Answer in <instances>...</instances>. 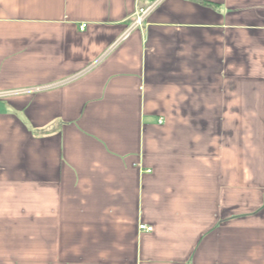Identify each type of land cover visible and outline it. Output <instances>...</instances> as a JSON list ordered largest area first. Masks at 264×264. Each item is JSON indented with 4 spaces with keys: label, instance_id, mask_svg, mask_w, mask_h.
Segmentation results:
<instances>
[{
    "label": "crops",
    "instance_id": "crops-1",
    "mask_svg": "<svg viewBox=\"0 0 264 264\" xmlns=\"http://www.w3.org/2000/svg\"><path fill=\"white\" fill-rule=\"evenodd\" d=\"M147 1L0 0V264H264V0Z\"/></svg>",
    "mask_w": 264,
    "mask_h": 264
},
{
    "label": "built area",
    "instance_id": "built-area-1",
    "mask_svg": "<svg viewBox=\"0 0 264 264\" xmlns=\"http://www.w3.org/2000/svg\"><path fill=\"white\" fill-rule=\"evenodd\" d=\"M159 0L147 1V5L141 6L137 12V18L135 21V26L140 25L143 20L148 16V14L157 6ZM85 25L81 26V30H84ZM139 229L146 232H152L153 228L145 224H140Z\"/></svg>",
    "mask_w": 264,
    "mask_h": 264
},
{
    "label": "trees",
    "instance_id": "trees-1",
    "mask_svg": "<svg viewBox=\"0 0 264 264\" xmlns=\"http://www.w3.org/2000/svg\"><path fill=\"white\" fill-rule=\"evenodd\" d=\"M204 3H206V4H212V3H210V2H207V1H203Z\"/></svg>",
    "mask_w": 264,
    "mask_h": 264
},
{
    "label": "water",
    "instance_id": "water-1",
    "mask_svg": "<svg viewBox=\"0 0 264 264\" xmlns=\"http://www.w3.org/2000/svg\"><path fill=\"white\" fill-rule=\"evenodd\" d=\"M148 1H151V0H148Z\"/></svg>",
    "mask_w": 264,
    "mask_h": 264
}]
</instances>
